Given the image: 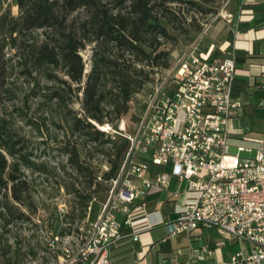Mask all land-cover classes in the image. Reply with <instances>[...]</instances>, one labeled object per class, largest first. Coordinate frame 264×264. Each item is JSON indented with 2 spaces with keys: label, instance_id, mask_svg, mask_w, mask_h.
Instances as JSON below:
<instances>
[{
  "label": "built area",
  "instance_id": "2783aa9c",
  "mask_svg": "<svg viewBox=\"0 0 264 264\" xmlns=\"http://www.w3.org/2000/svg\"><path fill=\"white\" fill-rule=\"evenodd\" d=\"M230 1L220 0L200 21L193 38L171 51L170 64L154 75L130 125L121 119L116 128L108 123L98 126L106 134L125 138L128 147L116 176L107 182L95 220H86L87 226L75 236L64 237L56 264H109L110 249L125 236L124 227L146 216L147 195L167 190L171 177L185 181L186 187L169 236L211 227L226 240L250 245L247 255L238 252L217 264H264V133L249 142L230 129L231 111L240 106L231 97L234 49L217 52L212 45L202 46L217 20H232ZM256 87L264 89V74ZM240 151L253 154L242 156ZM152 165H169L170 170L147 177ZM137 232L134 228L130 235ZM190 255L198 256V250Z\"/></svg>",
  "mask_w": 264,
  "mask_h": 264
},
{
  "label": "trees",
  "instance_id": "16d2710c",
  "mask_svg": "<svg viewBox=\"0 0 264 264\" xmlns=\"http://www.w3.org/2000/svg\"><path fill=\"white\" fill-rule=\"evenodd\" d=\"M10 1L0 8V52L9 48L20 74H37L45 81L42 97L59 109L67 129L80 139L64 145L63 168L69 167L76 181L67 188L73 207L65 219L81 221L94 194L116 176L128 147L125 138L98 126L117 127L135 98L149 93L154 75L170 64L166 46L179 36L191 40L199 18L215 11L220 0ZM21 149L0 116V233L23 219L18 206L30 209L20 167L30 162ZM93 150L104 158L106 169L94 168ZM9 249L0 246V264H16Z\"/></svg>",
  "mask_w": 264,
  "mask_h": 264
},
{
  "label": "rangeland",
  "instance_id": "374dc122",
  "mask_svg": "<svg viewBox=\"0 0 264 264\" xmlns=\"http://www.w3.org/2000/svg\"><path fill=\"white\" fill-rule=\"evenodd\" d=\"M11 2L0 0L1 10ZM11 10L15 13L13 5ZM202 19L199 18V21ZM187 42V38L179 36L170 50L175 51ZM88 53V49L83 51L84 57H87ZM17 60L14 52L7 47L0 52V116L7 120L15 138L19 140L22 148L20 153L30 162L29 165H20L28 186L27 201L30 202V209L17 205L24 214L23 219L14 220L3 228L0 233V246H10L8 254L16 259V264H56L59 248L66 242L64 237L75 236L79 228L87 226L86 217L81 221L74 217L72 222L68 218L65 219L73 207V197L67 188H70L71 182L76 181L70 168H63L66 163L63 147L67 142H80V139L67 129L59 109L42 97L45 81L37 74L24 77L20 74L21 67ZM144 98L142 95L137 96L130 104L128 113L121 118L127 125L137 118ZM74 108H78L76 103ZM248 120L251 129H254V121L252 118ZM229 151L235 153L236 147H230ZM92 152L94 168L107 167L100 153L96 150ZM252 154L240 151L242 156ZM177 181L173 180L172 191H175V185L180 189L185 188L184 181ZM163 193L164 198L169 195L167 190ZM105 196L106 185L103 183L90 204L89 221L95 220ZM9 201L12 202L11 199ZM62 231L64 234L60 235ZM206 238L217 241L218 244H226V240L209 227H206Z\"/></svg>",
  "mask_w": 264,
  "mask_h": 264
},
{
  "label": "crops",
  "instance_id": "0c3cea01",
  "mask_svg": "<svg viewBox=\"0 0 264 264\" xmlns=\"http://www.w3.org/2000/svg\"><path fill=\"white\" fill-rule=\"evenodd\" d=\"M227 11L232 14V20H217L209 28L202 46L206 49L212 45V50L217 52L225 47L234 49L236 73L231 97L240 106L232 109L229 126L251 142L264 133V106L261 105L264 89L256 87L259 76L264 74V0H231ZM251 118L254 129L249 124ZM250 135L255 137L248 138ZM169 170V165H152L146 176ZM173 180V177L169 179L166 198L164 190H153L147 195L146 216L136 219L133 226L124 227L125 236L110 249L109 264H217L228 261L232 254L241 252L245 256L249 253L250 245L245 241L225 239L226 244L222 245L207 239L206 226H199L190 234L169 236L176 205L182 199L180 192L185 189L175 185V191H172ZM172 192H179L177 195L180 196H173ZM86 220L90 222L89 211ZM134 228L138 232L133 237L130 233ZM192 249L198 250V256L190 255Z\"/></svg>",
  "mask_w": 264,
  "mask_h": 264
}]
</instances>
